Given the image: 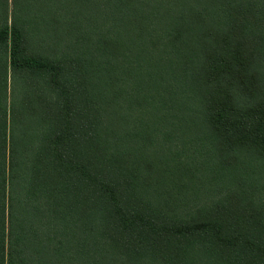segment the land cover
Listing matches in <instances>:
<instances>
[{
    "label": "trees",
    "instance_id": "trees-1",
    "mask_svg": "<svg viewBox=\"0 0 264 264\" xmlns=\"http://www.w3.org/2000/svg\"><path fill=\"white\" fill-rule=\"evenodd\" d=\"M0 264H264V0H0Z\"/></svg>",
    "mask_w": 264,
    "mask_h": 264
}]
</instances>
